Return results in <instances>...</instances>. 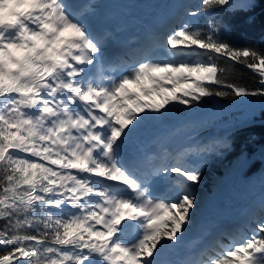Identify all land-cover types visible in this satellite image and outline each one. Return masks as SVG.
<instances>
[{
	"label": "snow or ice",
	"instance_id": "6c2138e0",
	"mask_svg": "<svg viewBox=\"0 0 264 264\" xmlns=\"http://www.w3.org/2000/svg\"><path fill=\"white\" fill-rule=\"evenodd\" d=\"M254 2L185 7L163 42L112 76L101 64L105 36L84 9L0 0V264H162L163 250L184 242L196 208L187 182L201 173L171 154L175 162L144 167L125 149L172 106L264 98V47L222 38L215 15ZM225 64L252 70L259 87L229 80ZM160 179L172 193H155ZM259 212L251 235L223 233L226 242L203 244L183 264H264V202Z\"/></svg>",
	"mask_w": 264,
	"mask_h": 264
},
{
	"label": "trees",
	"instance_id": "16d2710c",
	"mask_svg": "<svg viewBox=\"0 0 264 264\" xmlns=\"http://www.w3.org/2000/svg\"><path fill=\"white\" fill-rule=\"evenodd\" d=\"M142 9H155L160 0H132ZM199 4V0H189L188 6ZM216 19L222 21L224 31L222 38L236 45H257L264 47V0H255L250 9L224 8L217 11ZM196 23L203 25L204 17H198ZM160 41V40H159ZM161 42V41H160ZM185 57H180V59ZM196 57H187L195 60ZM203 59H207L204 57ZM229 71L226 77L239 84L259 87L256 74L240 65L225 64ZM214 87V86H213ZM264 101L261 97H249ZM240 98L205 97L196 106L186 108L175 105L156 119L146 120L150 123L165 124L183 132L182 141L192 142L180 155L181 158L194 157L199 151L205 154V161L198 168L201 189L211 192L217 179L224 177L225 196L221 200L227 213L250 211V223L260 217L259 207L264 202V108L255 106L235 108L217 112L212 116H203L196 120L184 122L193 111L212 109L217 106L235 103ZM205 149H207L205 151ZM236 161L244 166L239 171L229 170L226 163ZM200 193L197 192V196Z\"/></svg>",
	"mask_w": 264,
	"mask_h": 264
},
{
	"label": "rangeland",
	"instance_id": "374dc122",
	"mask_svg": "<svg viewBox=\"0 0 264 264\" xmlns=\"http://www.w3.org/2000/svg\"><path fill=\"white\" fill-rule=\"evenodd\" d=\"M169 1H171V2L169 3ZM174 1L175 0H160L159 4L155 10V13L148 14L149 12H147V14H146L143 10L137 9L136 5H132L129 2V0L123 1L122 6H119V3H118V2H121V0H112L108 4L107 8H105L106 3H107L106 0H94V2L97 5V9L93 13V15L87 19V22H89L88 20H96L99 18L101 20L102 16H98L100 13H102L103 17L108 18L110 21H115L114 19L119 12H121L122 10L127 11V9L130 8V13L132 11L133 14L131 13L132 14L131 16L133 18L129 19L128 22L125 24V27H128V26L135 24L136 22H140V20L142 18H144V16L146 18H150V17H153L154 14H160L159 10H161V12H162L165 9H168L170 4L172 2L174 3ZM178 1H180V3L177 5V6H179V10L177 11V9H176L175 11H173V13L172 12L169 13L172 16V14L175 15L178 12L176 23L177 22L179 23V21L183 18L184 8L186 7V6L184 7V5H186L187 1L189 2V0H178ZM236 2L238 3L239 0H236ZM188 7H191V6L188 4ZM147 11H149V10H147ZM165 12H167V11L165 10ZM143 13H145V15H143ZM140 14H142L143 17L142 16L140 17ZM195 59H197V58H195ZM254 103H255V105H253ZM256 103H258V104H256ZM250 106L264 108V101H259L258 99L256 100V99H252L249 97H243V98H240V101H238L237 103L227 104V105L223 106L222 109L228 110V109L243 108V107H250ZM214 114H216V111L213 109L212 110L211 109L210 110L209 109H207V110L199 109L197 111H193V113L191 114L190 117H188L187 119H183V120H184V122H187V121L196 120V119L203 117V116H212ZM150 124L146 125V121H145L142 125L138 126L139 130L136 133V135L132 138V144L134 143V144H137L138 146L142 147L144 144L156 141L159 143L160 146L166 147L165 153L169 152V151L176 153V150H180L179 152H177L178 154L181 153L183 150H185V148L191 146L190 142H183L182 141L183 132H181V133L177 132L175 127H171V126H168V125H165L162 123H161V125L160 124L159 125L158 124H151V126H150ZM168 156L169 157L166 160V156L163 155V157H161V159H160L161 163H168V161L169 162H175L174 160L170 161L169 160L170 155H168ZM196 157H195L196 159L194 158V159L187 160V166L188 167L197 168V166H198V165L196 166L197 161L199 159H203V160L205 159L203 152H199V154ZM182 161H185V160H182ZM243 166H244V164H240L236 161H232V162L225 164V167L227 169L234 170V171H239ZM217 181H218L217 187L221 186L222 189L219 190L217 196H215L214 198H209V196L214 194L216 192L215 190H212L211 192H209L210 193V194H208L209 196H206V195L201 193L202 189L198 183L187 182L188 191L193 196L196 197V208H195V212L193 214V224L188 229V231L193 229L195 226L197 227L198 225H200V224L197 225V222L200 220V221L204 222L203 224H205L206 227H209V226L211 227L209 229V231L207 232L208 233L207 237H211L212 234L214 233V231L223 227L222 226L223 221L228 220V219H233V218H234V220H236L235 218L237 217V214L232 215L230 213H227L225 211V209L221 206V200H222V198L224 196V192H225L224 184L226 183L227 180L224 177H220L217 179ZM161 186L163 187L162 195L167 196L169 193L173 192L172 184L169 181L163 180L161 183ZM197 192L200 193L199 196H197ZM248 212H250V211H248ZM248 212L246 211V213H248ZM243 213H245V212H243ZM246 216H247V214H244L243 217H246ZM226 223H228V222H226ZM225 225H227V224H225ZM249 226H250L249 224L245 225L246 232L248 231V233H245V235L243 234V236H246V235L249 236L252 234V229L255 227V225H251L250 227ZM224 229H225V227H223L222 232H224ZM243 230H245V228L244 229L242 228V231ZM220 241L221 242L226 241L224 235H223V237L220 238ZM214 246H215V244H214Z\"/></svg>",
	"mask_w": 264,
	"mask_h": 264
},
{
	"label": "bare ground",
	"instance_id": "6f19581e",
	"mask_svg": "<svg viewBox=\"0 0 264 264\" xmlns=\"http://www.w3.org/2000/svg\"><path fill=\"white\" fill-rule=\"evenodd\" d=\"M171 1H169V3H170ZM108 3H109V1H108ZM180 3V1H174V3L172 2L171 4H170V6H169V8L168 9H166V14H163V15H161V16H159V17H153V19H154V21H158L160 24L162 23V24H166L167 23V21L166 20H168L169 19V17H168V15H169V12H173V11H175L176 9H177V11L179 10V6H177L178 4ZM183 4V3H182ZM167 6V5H166ZM14 6L13 5H9V11L10 10H12V8H13ZM24 7H26V6H23V7H21V8H19V9H16V10H24ZM167 8V7H166ZM160 11V13H163V11L161 12V10H159ZM165 13V12H164ZM178 13V12H177ZM144 15V14H143ZM143 15L142 14H140V17L142 16L143 17ZM117 16H119V17H117V18H115V21H113L112 23H109V24H114L115 26H116V28L117 27H122V25L123 26H125V24L128 22V14L125 16L122 12L121 13H119ZM153 19H151V20H153ZM137 23V22H136ZM146 24V23H145ZM140 25H144L143 23H140ZM135 26V24H133V25H131V26H129L130 28H132V30H130L129 32H131L133 35H134V37H138V31H136V29H134V31H133V27ZM125 28V27H124ZM120 30H122V29H118V31H120ZM128 31V30H127ZM143 38H145V37H143ZM240 101V100H239ZM238 102V101H237ZM237 102H235V103H237ZM256 104H258V103H256ZM253 105H255V103L253 104ZM225 106V105H224ZM153 143H156V144H158V142H156V141H154V142H150V143H148V144H145V146H144V148H146L148 145H150V144H153ZM128 147L129 148H132V149H138V147L136 146V145H132L130 142H129V144H128ZM166 148V147H165ZM197 158V157H196ZM195 158V159H196ZM202 162H203V159H199L198 161H197V164H196V166L198 165V166H200L201 164H202ZM157 181H159V180H157ZM153 189H154V191H155V193H158V192H160L161 190H162V186L161 185H159V184H157V183H155L154 185H153ZM203 217V216H202ZM243 221H244V219H242ZM204 222H202V221H198L197 222V225L198 224H200V225H198L197 227L195 226L193 229H191V230H189V231H187L185 234H184V242L183 243H181L180 245H177V246H170L169 248H167V249H164L163 251H165V250H167V251H171V252H174V254H179L181 251H183V250H185V249H188V248H191V249H195L198 245H199V243H200V241L202 240V239H204L205 237H207V235H208V231H209V229L211 228L210 226L209 227H206L205 226V224H203ZM223 229H221V231H222ZM191 233L193 234V236L191 235Z\"/></svg>",
	"mask_w": 264,
	"mask_h": 264
}]
</instances>
